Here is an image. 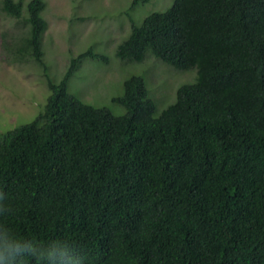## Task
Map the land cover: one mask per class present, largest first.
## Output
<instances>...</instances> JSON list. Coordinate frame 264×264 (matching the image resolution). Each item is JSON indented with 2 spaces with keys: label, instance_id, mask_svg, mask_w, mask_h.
Segmentation results:
<instances>
[{
  "label": "trees",
  "instance_id": "obj_1",
  "mask_svg": "<svg viewBox=\"0 0 264 264\" xmlns=\"http://www.w3.org/2000/svg\"><path fill=\"white\" fill-rule=\"evenodd\" d=\"M0 9L25 17L13 58L46 69L45 2ZM130 27L119 62L153 57L194 80L156 114L131 75L117 116L68 92L80 63L108 58L71 57L43 110L0 133V223L67 239L83 264H264V0H173Z\"/></svg>",
  "mask_w": 264,
  "mask_h": 264
},
{
  "label": "rangeland",
  "instance_id": "obj_2",
  "mask_svg": "<svg viewBox=\"0 0 264 264\" xmlns=\"http://www.w3.org/2000/svg\"><path fill=\"white\" fill-rule=\"evenodd\" d=\"M15 1L25 5L29 0ZM43 1L47 29L41 49L46 69L27 57L13 58L10 47L25 33V17L14 19L0 9V133L33 120L50 93L46 79L58 84L70 58L90 47L108 59L80 63L69 80L68 92L117 116L125 111L114 99L122 96L123 82L131 75L145 79L156 114L174 100L178 86L194 80V70L180 72L153 57L127 65L115 55L118 45L129 36L132 22L140 24L149 13L169 8L173 0H151L137 8H130L132 0Z\"/></svg>",
  "mask_w": 264,
  "mask_h": 264
},
{
  "label": "clouds",
  "instance_id": "obj_3",
  "mask_svg": "<svg viewBox=\"0 0 264 264\" xmlns=\"http://www.w3.org/2000/svg\"><path fill=\"white\" fill-rule=\"evenodd\" d=\"M5 200V193L0 192V214L9 210ZM0 264H83V258L67 239L41 240L0 223Z\"/></svg>",
  "mask_w": 264,
  "mask_h": 264
}]
</instances>
